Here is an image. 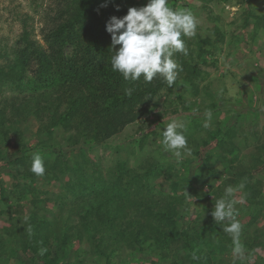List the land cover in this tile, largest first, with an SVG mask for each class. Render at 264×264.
Returning a JSON list of instances; mask_svg holds the SVG:
<instances>
[{
    "label": "trees",
    "instance_id": "obj_1",
    "mask_svg": "<svg viewBox=\"0 0 264 264\" xmlns=\"http://www.w3.org/2000/svg\"><path fill=\"white\" fill-rule=\"evenodd\" d=\"M58 1L56 18L45 34L47 47L32 40L30 29L25 27L19 53H6L0 61V126L6 127L1 128L0 166L5 164L13 171L12 187L0 180V216L6 212L10 223L0 232V260L68 264L75 252L74 241H78L79 245L86 242L92 246L103 264H117L114 256L123 250L122 243L162 259H168L175 248L187 249L185 255L175 258L176 264H222L221 258L212 253L235 247L222 225L208 218L198 235H194L196 227L181 231L178 208L186 207L183 198L172 199L156 192L153 186L140 185L131 174L136 167L129 168L127 158H117L106 175L100 163L88 157L83 148L87 143L110 147L113 135L150 113L159 104L157 98L164 89L174 95L177 83L169 88L161 79L151 83H145L143 78L125 81L112 69L113 51L109 49L111 36L106 23L113 15H124V0ZM209 1L212 0H206ZM246 1L251 4V0ZM250 15H256L252 9ZM259 21L258 18L256 23ZM197 42L198 56L203 57L209 51L204 47L207 39L199 35ZM174 58L183 68L180 74L186 72L184 89L177 92L170 106L190 108L184 103L185 88L192 96L197 95L201 91L200 80L209 72L195 64L190 47L187 56L177 53ZM128 89L132 90L131 95ZM33 122L37 125L35 136L39 137L33 149L44 159L43 176L30 171L34 153L29 154L32 146L26 142L23 125ZM58 129H62L59 138ZM185 135L188 147L196 149L200 161L208 165L214 158L213 148L228 144V154L237 150L234 138L226 135L228 143L220 138L224 135L220 126L210 132L211 140L202 142L197 136ZM149 136L145 134L139 151L147 145ZM158 153L159 156L150 157L147 174L165 164L167 153ZM251 158L256 163L249 161L248 171L264 164V146L251 152ZM178 163L183 164L182 159ZM240 164L242 168L237 167V171L243 173L245 165ZM65 175L69 180L56 198L35 196L40 187L50 189L54 180ZM184 186V178L172 181L175 193ZM189 186V191H193V185ZM243 187L245 202L264 204L258 199L256 187L247 181ZM7 195L19 199L26 196L27 203L15 206ZM48 203L55 208L47 207ZM241 210L236 209V214ZM199 216L196 220H201ZM246 225L241 223L240 244L254 253L264 241L257 224L250 227L252 230ZM119 264H126V260ZM228 264L249 262L237 257ZM257 264H264L263 255L258 254Z\"/></svg>",
    "mask_w": 264,
    "mask_h": 264
},
{
    "label": "rangeland",
    "instance_id": "obj_2",
    "mask_svg": "<svg viewBox=\"0 0 264 264\" xmlns=\"http://www.w3.org/2000/svg\"><path fill=\"white\" fill-rule=\"evenodd\" d=\"M124 2L126 5L123 14L125 15L129 7L143 6L147 0H124ZM169 6L174 9H190L198 19L196 35L190 38L183 37V39L187 48L190 47L193 51L195 64L201 70L209 72L205 79L200 80L201 91L192 96L187 92L188 88H185L184 103L190 105V108L170 106V101H173V98L176 100L177 92H182L184 89L183 77L186 72L184 71L179 74L174 95L170 96L164 89L157 98L159 104L154 106L150 113L113 135L110 138V147L104 148L87 143L83 148L88 157L100 163L106 175L117 158H127L129 168L136 167L131 174L140 185L153 186L156 192L163 196H170L169 198L172 199L183 198L186 207L178 208L177 206L179 215L181 214V217H178V223L181 231L196 227L194 235L200 233L202 224L206 223L208 218L214 220L211 213L215 199L223 196L227 186H233L236 188L235 210L242 208L237 219L240 223L246 222L249 225H246L248 229L255 227L253 224H257L261 233L260 238L264 241V204L245 202L244 187H239L240 184L244 185L245 181L249 182L256 187L259 192L258 199L264 203V164L252 171H248L246 167L249 161L256 163L251 162V152H257V148L264 146V0H251V4L246 0H229L227 3L219 0L209 2L169 0ZM58 7V0H0V61L4 60L2 55L6 53L10 56L19 53L25 27L30 29L32 40L42 47H47L46 30L56 18ZM250 9L255 12V16L250 15ZM258 18L260 21L257 24ZM199 35L207 39L204 47L209 51L203 57L198 56ZM67 50L70 52L71 48L68 47ZM206 110L212 112L211 120L207 121L209 124L207 128L204 127L207 120ZM174 120L186 122V133L197 136L202 142L205 139L211 140L210 132L220 126L224 131V135H220V138L227 143L226 135L234 138L237 150L234 154H228L227 150L230 149L228 144L221 148H213L211 152L214 158L210 165L203 160L200 161V156L192 146L188 147L190 152L184 153L180 158L183 164H179L172 153L166 152L168 158L165 164L159 165L152 169L151 174H147L145 170L150 157L153 154L156 157L159 156L158 152L163 150L164 125ZM3 127L6 128L0 126V135ZM23 127L26 130V142L28 146H32L29 154L38 153L33 149L39 138L35 136L36 123L25 124ZM61 132L62 129L57 130L58 138ZM147 133L150 134L147 145L139 151L138 145ZM2 144L3 138L0 137V145ZM48 155L51 154L48 153ZM227 160L231 162L227 163ZM239 162L245 165L243 173L237 171V167L242 168ZM171 164L175 165L172 167ZM181 178H184L185 186L178 188L175 193L172 181ZM0 180L7 187H12L13 171L5 164L0 166ZM66 180H69L68 175L61 177L60 180H54L50 189L40 187L35 196L56 198L57 194L65 189L63 184ZM189 185H193V191H189ZM6 198L15 206L19 202L27 203L26 196L19 199L7 195ZM4 205L2 203V206ZM27 206L29 204L24 207L25 210ZM46 206L53 208L54 204L48 203ZM7 216L6 212L0 216V232L3 227L10 224ZM197 216L201 220H196ZM221 236L222 234L219 233V237ZM120 246L123 250L114 256V262L117 264L121 260H126V264H176L175 258L188 252L187 249L175 248L168 259H162L147 254L139 247L130 249L123 243ZM241 246L243 259H246L249 264H257L258 254L264 256V242L259 244L254 253L245 245L241 244ZM72 247L75 252L69 261L70 264H103V260L88 243L79 245L78 241H74ZM234 248L227 246L223 251L212 253V256L221 258L219 262L222 264L231 263L238 257ZM4 263L23 264L17 258L0 260V264Z\"/></svg>",
    "mask_w": 264,
    "mask_h": 264
},
{
    "label": "clouds",
    "instance_id": "obj_3",
    "mask_svg": "<svg viewBox=\"0 0 264 264\" xmlns=\"http://www.w3.org/2000/svg\"><path fill=\"white\" fill-rule=\"evenodd\" d=\"M197 27L198 19L190 9H174L169 6V0H147L143 6L129 7L125 15H113L106 23V31L111 36L109 49L113 51L111 67L125 81L136 82L143 78L145 83H151L154 79H161L171 88L183 71L174 57L177 53L188 55L183 37H194ZM127 92L131 95L132 90ZM205 116L204 127L207 128V121L212 118L211 110H206ZM186 131L187 123L175 120L164 125L162 131L163 150L172 153L177 161L184 153L190 152ZM30 171L36 176L45 174L44 159L40 154H33ZM243 186L239 185L240 188ZM235 191L233 186H227L223 196L216 200L211 215L231 236L235 253L243 259L242 226L235 211Z\"/></svg>",
    "mask_w": 264,
    "mask_h": 264
}]
</instances>
